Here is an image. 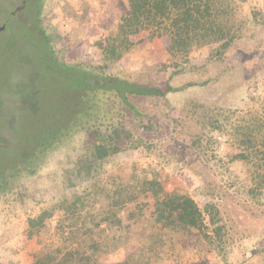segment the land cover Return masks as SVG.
I'll return each instance as SVG.
<instances>
[{"label": "trees", "instance_id": "1", "mask_svg": "<svg viewBox=\"0 0 264 264\" xmlns=\"http://www.w3.org/2000/svg\"><path fill=\"white\" fill-rule=\"evenodd\" d=\"M261 2L255 0L252 19L241 21L234 16L230 0H129L117 32L101 40L99 46L110 62H116L128 54L139 35L146 34L150 42L163 38L175 69L172 77L203 70L193 66L192 55L214 46L222 54L239 51L242 60L251 61L254 53L260 54L264 70ZM230 70L225 67L217 74L227 76ZM102 71V66L95 68L97 81L86 85L89 92L80 103L85 106L79 104V109L73 110V124H81L78 131L85 135L80 152L65 169V195L54 208L28 221L36 230L56 210L74 208L59 220L62 244L59 257L51 264H106L104 258L118 255L132 234L142 236L141 244L127 255L119 254L114 264H158L174 257L181 264H206L202 253L223 257L230 232L218 201L225 194L219 199L221 187L208 179L206 167L208 161H214V169L221 174L219 183L264 207V95L242 110L190 98L184 107L183 116L189 112L187 117L175 120V126L181 128L179 136L191 127L193 135L204 138L184 145L177 141V146L167 149L198 176L202 185L195 193L206 198L201 206L182 189L167 192L158 178V170L170 166V161L161 149L165 143L152 139L155 131L149 126L154 125V117L146 103L154 109L160 101L168 103L170 95L207 87L214 80L179 86L170 81L143 84L129 74L118 77ZM260 88L264 90V84ZM161 107L156 106L157 115L168 108L164 103ZM219 137L225 140L223 150ZM52 146L50 142L48 149ZM134 153L146 155L148 168L140 166V158L132 159ZM115 218L117 222H113ZM256 245L261 248L250 249L248 258L246 250L237 264H264V240Z\"/></svg>", "mask_w": 264, "mask_h": 264}, {"label": "rangeland", "instance_id": "2", "mask_svg": "<svg viewBox=\"0 0 264 264\" xmlns=\"http://www.w3.org/2000/svg\"><path fill=\"white\" fill-rule=\"evenodd\" d=\"M254 3L255 0H230L234 16L241 21L252 19L250 10L256 9ZM128 7L129 0H25L24 3L0 0V26H6L0 32V188L10 183L0 191L1 264H51L60 255L59 220L72 214L74 208L56 210L36 230L29 227L28 221L54 208L65 195V169L80 152L85 135L84 131H78L81 124L76 121L73 124V112L89 92L86 85L97 81L96 67L102 66L103 73L118 77L129 74L143 84L163 85L170 81L179 86L207 78L214 80L207 87L202 85L170 95L168 103L160 101L154 104V109L149 101L146 103L154 117V125L149 126V130L156 132L152 133V139L165 143H161L164 146L161 149L170 161V166L158 170V178L167 192L182 189L201 206L206 198L195 193L202 185L198 176L167 149L177 146V141L184 145L204 138L193 135L191 127L179 136L181 128L175 126V120L187 117L189 112L183 116L184 107L190 98L242 110L264 95L260 88L264 84L260 54H253L252 64L239 59V51L222 54L216 46L205 48L192 55L193 66H201L203 70L172 77L175 69L171 67L173 62L164 39L150 42L146 34H141L125 57L110 62L99 42L117 32L120 17ZM259 7L264 14V0ZM261 22L264 23V18ZM259 60L261 64H257ZM206 67L208 70H204ZM225 67L232 72L220 77L217 73ZM83 76L89 78L84 80ZM163 103L168 108H162ZM161 104L157 115L156 106ZM185 110L189 111V107ZM218 140L221 150L225 149V140L222 137ZM50 142L53 146L48 149ZM139 158L140 166L148 168L144 153L133 154L132 159ZM208 162V179L221 187L219 199L225 194L218 202L229 228L230 242L223 257L205 253L202 257L206 258V264H237L246 250L248 258L250 249L261 248L256 244L264 240V207L219 183L221 174L214 169V161ZM203 185L211 189L208 184ZM132 235L127 246L118 249V255L113 253L104 258L106 264L116 263L119 254L127 255L141 244L142 236ZM241 245L245 249L240 251ZM158 264L181 263L174 257Z\"/></svg>", "mask_w": 264, "mask_h": 264}, {"label": "water", "instance_id": "3", "mask_svg": "<svg viewBox=\"0 0 264 264\" xmlns=\"http://www.w3.org/2000/svg\"><path fill=\"white\" fill-rule=\"evenodd\" d=\"M6 29V26L4 25V26H0V32L1 31H4Z\"/></svg>", "mask_w": 264, "mask_h": 264}, {"label": "flooded vegetation", "instance_id": "4", "mask_svg": "<svg viewBox=\"0 0 264 264\" xmlns=\"http://www.w3.org/2000/svg\"><path fill=\"white\" fill-rule=\"evenodd\" d=\"M25 2V0H23V3Z\"/></svg>", "mask_w": 264, "mask_h": 264}]
</instances>
